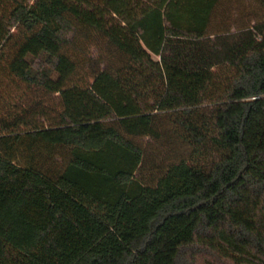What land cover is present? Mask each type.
<instances>
[{"label":"trees","instance_id":"trees-1","mask_svg":"<svg viewBox=\"0 0 264 264\" xmlns=\"http://www.w3.org/2000/svg\"><path fill=\"white\" fill-rule=\"evenodd\" d=\"M220 1L0 0V56L31 32L10 74L61 105L0 133V264H264V0L236 42ZM94 37L108 57L74 84Z\"/></svg>","mask_w":264,"mask_h":264},{"label":"rangeland","instance_id":"rangeland-1","mask_svg":"<svg viewBox=\"0 0 264 264\" xmlns=\"http://www.w3.org/2000/svg\"><path fill=\"white\" fill-rule=\"evenodd\" d=\"M7 5L11 6L10 3ZM7 5L3 4L2 9L3 7L9 9ZM260 16L261 9L253 0H221L213 17L211 32L218 29H229L232 34L226 37L229 38V41L236 42L245 38V33L239 31V28L254 27L257 25V21L260 20ZM52 27H55V25L53 24ZM11 33L13 37L0 56V133L9 136L12 133L30 131L35 123L48 125L49 120L61 111L58 95L48 94L37 87H29L10 74L8 69L11 61L10 57L14 53L17 43L23 41L24 37L29 36L31 32L18 27L12 29ZM77 45L67 52L77 65L76 73L71 81L78 85H91L93 83L94 65H99L104 59H107V47L103 46L96 37L89 41L80 39ZM154 59L160 60L158 57H154ZM18 118H24L28 124H20L17 121ZM15 123H18L19 126L13 127L12 125ZM148 142L146 140L145 143ZM15 146H17V156L21 161L27 153L23 152V144H15ZM151 148L154 150L160 149L159 151L163 149L162 146H151ZM172 151H176L183 156L189 149L184 147L181 141L180 143L178 141L174 143ZM171 155H174V153H171ZM158 157L162 158V152L158 153ZM160 159L158 160L160 161Z\"/></svg>","mask_w":264,"mask_h":264}]
</instances>
